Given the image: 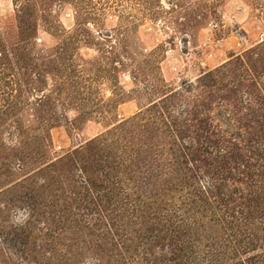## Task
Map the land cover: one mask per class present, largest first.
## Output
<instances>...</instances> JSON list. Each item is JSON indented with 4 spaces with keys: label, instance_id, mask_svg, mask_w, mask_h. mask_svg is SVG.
<instances>
[{
    "label": "trees",
    "instance_id": "16d2710c",
    "mask_svg": "<svg viewBox=\"0 0 264 264\" xmlns=\"http://www.w3.org/2000/svg\"><path fill=\"white\" fill-rule=\"evenodd\" d=\"M192 1L197 17L185 9V20L219 26L220 0ZM13 3L23 44L42 24L61 26L55 8L70 5L75 27L58 53L71 59L82 33L95 46L123 34L103 19L122 7L118 0ZM25 51L12 49L0 71H30L42 92L51 76L52 92L71 106L62 66ZM126 58L133 61L122 54L114 64ZM161 62L147 88L153 100L107 134L50 160L51 126L41 128L42 151L19 160L20 169L40 163L36 187H25L18 202L27 218L16 226L0 220V264H264V42L176 87L161 76ZM130 71L137 82L140 69Z\"/></svg>",
    "mask_w": 264,
    "mask_h": 264
},
{
    "label": "rangeland",
    "instance_id": "374dc122",
    "mask_svg": "<svg viewBox=\"0 0 264 264\" xmlns=\"http://www.w3.org/2000/svg\"><path fill=\"white\" fill-rule=\"evenodd\" d=\"M118 1L122 7L108 10L103 19L107 30L123 28V34L114 35L110 42L99 39L102 44L95 46L98 41L82 33L83 44L71 50L74 54L71 59L58 53L60 44L75 27V13L70 5L55 8L58 12L54 17L61 26L52 30L42 24L36 38L23 44L13 0H0V66L10 64V52L16 47L44 58L47 63L55 60L63 68L61 78L73 102L63 107L66 96L52 92L55 82L51 76L47 78V89L51 92H42L44 84L32 72L18 74L10 68L0 71V220L3 224L16 226L27 218V212L18 202L25 187H36L32 181L37 180L34 172L40 163L28 160V167L20 169L19 160L27 157L33 160L36 152L42 151L38 140L41 128L51 126V144L46 156L50 160L63 158L86 142L107 134L153 100L147 88L155 74L156 61H162L160 74L166 83L176 87L264 42V0H220L219 26L207 21L200 27L193 20L198 12L192 0H161L163 9L157 8V0ZM140 3H146L148 9ZM185 9L193 18H183ZM36 14L33 12V24L40 17ZM187 24L195 25V29ZM89 30L99 37L98 27L90 25ZM153 53L148 62L135 65L134 62ZM122 54L133 61L126 58L122 64H114ZM133 67L140 69L137 82L130 73ZM133 71L135 74L137 70ZM121 98L125 102L117 104Z\"/></svg>",
    "mask_w": 264,
    "mask_h": 264
}]
</instances>
